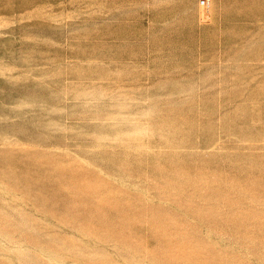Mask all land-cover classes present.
I'll return each mask as SVG.
<instances>
[{
	"label": "rangeland",
	"instance_id": "obj_1",
	"mask_svg": "<svg viewBox=\"0 0 264 264\" xmlns=\"http://www.w3.org/2000/svg\"><path fill=\"white\" fill-rule=\"evenodd\" d=\"M207 5L0 0V264H264V0Z\"/></svg>",
	"mask_w": 264,
	"mask_h": 264
},
{
	"label": "crops",
	"instance_id": "obj_2",
	"mask_svg": "<svg viewBox=\"0 0 264 264\" xmlns=\"http://www.w3.org/2000/svg\"><path fill=\"white\" fill-rule=\"evenodd\" d=\"M120 57V56H119ZM158 50L157 47L154 49L152 41L149 44L148 54L144 57H135L133 55L126 54L124 57H120L117 61L118 63H125L123 66L108 64L103 65V68H144V69H154L157 68L158 62ZM157 78L152 77V72H150V77L143 84H136L135 82L123 81L117 84V91L114 90V86L102 87L101 96H87L93 100L101 101L97 107H94L91 113L93 117L101 118H115V117H132L136 113L134 109L136 108H149L150 111L153 107L157 105V100L159 98L157 91ZM168 94H166V97ZM17 100L25 101L28 99L38 100L45 99L47 101H57L64 99L65 101H72L74 96H17ZM251 99H264V96L252 97ZM100 107V108H99ZM118 110H115V109ZM152 113H150L151 115Z\"/></svg>",
	"mask_w": 264,
	"mask_h": 264
},
{
	"label": "bare ground",
	"instance_id": "obj_3",
	"mask_svg": "<svg viewBox=\"0 0 264 264\" xmlns=\"http://www.w3.org/2000/svg\"><path fill=\"white\" fill-rule=\"evenodd\" d=\"M209 3H210V0H209ZM203 5H204V6H208V5L206 4V0H203Z\"/></svg>",
	"mask_w": 264,
	"mask_h": 264
},
{
	"label": "built area",
	"instance_id": "obj_4",
	"mask_svg": "<svg viewBox=\"0 0 264 264\" xmlns=\"http://www.w3.org/2000/svg\"><path fill=\"white\" fill-rule=\"evenodd\" d=\"M209 3V0H206V4H208Z\"/></svg>",
	"mask_w": 264,
	"mask_h": 264
}]
</instances>
